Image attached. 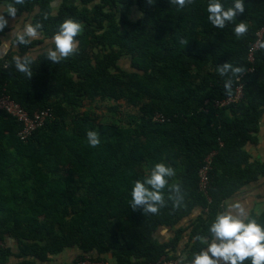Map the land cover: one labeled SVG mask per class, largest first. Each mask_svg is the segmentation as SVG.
Wrapping results in <instances>:
<instances>
[{
  "label": "trees",
  "instance_id": "obj_1",
  "mask_svg": "<svg viewBox=\"0 0 264 264\" xmlns=\"http://www.w3.org/2000/svg\"><path fill=\"white\" fill-rule=\"evenodd\" d=\"M220 2L227 9L234 0ZM9 3L13 0H0L5 17ZM208 3L193 0L180 8L169 0H25L16 5V18L26 15V21L43 27L30 43H11L0 58V98L9 96L30 115L49 110L52 118L21 140V123L0 110V264H47L71 248L80 251L78 259L116 264L180 259L187 231L180 264H191L211 241L210 222L224 211L226 199L264 176V160H251L245 149L258 141L264 113V50L256 52L254 64L249 61L264 29V0H244L245 12L223 29L208 20ZM66 19L82 25L78 52L53 63L46 51L54 48L52 37ZM240 22L248 31L237 38L234 27ZM11 31L6 26L0 32V47ZM13 56L34 58L31 79L16 70ZM224 63L244 73L222 77L217 68ZM240 77L241 101L215 106L235 93ZM229 79L230 94L224 87ZM96 100L113 102L117 121H102L91 107L78 113ZM122 106L137 112L124 116L118 112ZM156 113L166 119L154 120ZM88 131L98 133L97 147L88 144ZM211 152L205 192L199 170ZM160 162L176 172L163 189L164 206L157 214L132 210L134 182ZM173 184H179V193L171 191ZM169 197L178 198L180 206ZM196 210L195 220L179 227ZM249 217L264 225V208ZM163 226L173 237L161 242L155 232Z\"/></svg>",
  "mask_w": 264,
  "mask_h": 264
},
{
  "label": "clouds",
  "instance_id": "obj_2",
  "mask_svg": "<svg viewBox=\"0 0 264 264\" xmlns=\"http://www.w3.org/2000/svg\"><path fill=\"white\" fill-rule=\"evenodd\" d=\"M171 5H177L180 8L191 4L193 0H169ZM25 0H13L6 8L7 16L15 19L17 17L16 5H23ZM152 4V0H148ZM208 20L211 25L223 29L226 23L236 19L238 14L245 12L244 0H234L231 7L224 8L220 0H209L207 5ZM44 18L47 19V13ZM8 24L5 14L0 11V32H3ZM43 27L37 23L33 25L27 23L22 31L15 34L14 41L10 43L28 44L32 39L38 36V29ZM248 31V26L240 22L234 27V34L237 38L244 36ZM82 32V25L72 19H66L59 25V30L52 37L54 48L46 51V58L53 63H59L63 59L78 52V41L76 37ZM185 43V41H181ZM259 48L264 50V42L259 43ZM9 43H4L0 47V58L8 54ZM12 62L17 71L25 74L31 79L33 72L31 65L34 58L31 56H13ZM217 72L223 77L231 73L233 77H238L244 73L241 67L233 66L231 63H224L218 66ZM232 80L225 81V89L230 94L232 90ZM87 141L91 147H97L100 144L98 133L95 131L87 132ZM176 175L175 169L163 162L156 163L150 170V174L143 180H137L131 189L130 207L132 210L142 208L144 214H157L160 207L165 204L163 189L168 185L167 178ZM171 191L179 193V184H173ZM174 207L180 206V200L175 197ZM233 209L235 212H233ZM208 231L211 234V241L207 247L199 253L194 254L191 264H264V225L257 222L255 218L248 216L245 209L239 204H233L228 210L215 215L211 220ZM199 240L200 237H197Z\"/></svg>",
  "mask_w": 264,
  "mask_h": 264
},
{
  "label": "built area",
  "instance_id": "obj_3",
  "mask_svg": "<svg viewBox=\"0 0 264 264\" xmlns=\"http://www.w3.org/2000/svg\"><path fill=\"white\" fill-rule=\"evenodd\" d=\"M264 40V29L258 33V40L252 46L249 53V61L254 64L256 62V52L260 49L259 43ZM253 71V68L250 69ZM242 77L238 79L239 84L236 87V91L234 94H230L222 99H217L214 104L217 107L231 106L244 97V84L241 82ZM0 110L7 112L9 115L14 117L18 122L21 123L22 129L19 132V137L21 140H26L35 130L44 126L46 121L52 118V114L49 110L37 111L33 115H30L20 104L16 103L9 96H2L0 98ZM154 120L156 121H164L166 117L161 113H156L154 115ZM215 152H211L205 158L204 165L199 170L200 177V187L202 190L207 192V188L209 185L210 177L209 171L211 169V160ZM180 259L175 258H161L156 263L149 264H180ZM71 264H116L113 260L110 259H97L92 257H85L81 259H77Z\"/></svg>",
  "mask_w": 264,
  "mask_h": 264
},
{
  "label": "crops",
  "instance_id": "obj_4",
  "mask_svg": "<svg viewBox=\"0 0 264 264\" xmlns=\"http://www.w3.org/2000/svg\"><path fill=\"white\" fill-rule=\"evenodd\" d=\"M4 10L5 8H0V11H2L3 13H4ZM5 18L8 20L7 26L11 28L12 31L10 32L8 37H2L1 40H2V45L4 43H9V48H10L11 47L10 38L13 37V35L16 34L17 32L22 31L23 26L27 23H30V21H26V15H23L22 17L15 18V19L10 18V17H5ZM48 43L49 45L52 44L51 41L46 42V44ZM257 138H258L257 142H248L245 145V149L250 154L251 160H264V113L260 117V129H259V132L257 133ZM236 203H239L245 209L248 216L253 211L256 213H259L264 208V176L260 177V179L257 182H253V183L246 185L241 190H239L238 192L230 196L228 199H226L225 208L223 212L227 211L230 205H233ZM198 212L199 211L196 210L191 216L183 219L181 223L179 224V227L189 226L191 222L194 221L195 218L197 217ZM233 212H235L234 209H233ZM189 234H190V231H187L185 233V236L181 240L179 248H178L179 249L178 252L182 255V258H183L184 249L189 242ZM155 237L161 242L168 241L169 239L173 237L172 229H169L168 227H165V226L159 227L155 232ZM7 243H8V246L12 247L13 250H15L16 244L14 241L10 239L8 240ZM71 249H74V248H71ZM74 257H76V254ZM64 263L70 264L72 263V261L66 262L64 261V258L61 257L59 258V263H56V264H64Z\"/></svg>",
  "mask_w": 264,
  "mask_h": 264
},
{
  "label": "rangeland",
  "instance_id": "obj_5",
  "mask_svg": "<svg viewBox=\"0 0 264 264\" xmlns=\"http://www.w3.org/2000/svg\"><path fill=\"white\" fill-rule=\"evenodd\" d=\"M111 106H114L113 102L111 101H98L96 100V102H94L93 104H91L90 102H87L85 104L84 107L79 108L78 109V113H83L85 112L87 109H89L91 107L92 109V113H94L95 115H99L101 116V120L104 122H110V121H117L116 118H118L120 115L118 113H114V110H111ZM118 112H121V114H123L124 116H127L129 113H136L137 111L135 109H131L129 107L126 106H122ZM123 116V118H124ZM126 119L123 120V122H125ZM76 254V257H74ZM80 254V251H78V249L74 248V249H67L66 251H64L62 254L60 255H56L53 256L50 261L47 264H56L59 263V258L63 257L64 261L66 262H74L75 260L78 259ZM74 255V256H73ZM13 261H15V259H12Z\"/></svg>",
  "mask_w": 264,
  "mask_h": 264
}]
</instances>
